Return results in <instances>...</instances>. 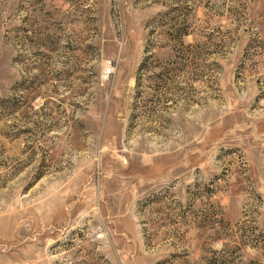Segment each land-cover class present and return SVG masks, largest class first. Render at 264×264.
Wrapping results in <instances>:
<instances>
[{
  "label": "rangeland",
  "instance_id": "rangeland-1",
  "mask_svg": "<svg viewBox=\"0 0 264 264\" xmlns=\"http://www.w3.org/2000/svg\"><path fill=\"white\" fill-rule=\"evenodd\" d=\"M0 264H264V0H0Z\"/></svg>",
  "mask_w": 264,
  "mask_h": 264
},
{
  "label": "built area",
  "instance_id": "built-area-1",
  "mask_svg": "<svg viewBox=\"0 0 264 264\" xmlns=\"http://www.w3.org/2000/svg\"><path fill=\"white\" fill-rule=\"evenodd\" d=\"M110 71H111L110 69H106V70H105V73H106V74H107V73H110Z\"/></svg>",
  "mask_w": 264,
  "mask_h": 264
},
{
  "label": "water",
  "instance_id": "water-1",
  "mask_svg": "<svg viewBox=\"0 0 264 264\" xmlns=\"http://www.w3.org/2000/svg\"><path fill=\"white\" fill-rule=\"evenodd\" d=\"M121 113V112H120Z\"/></svg>",
  "mask_w": 264,
  "mask_h": 264
}]
</instances>
